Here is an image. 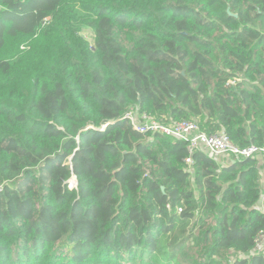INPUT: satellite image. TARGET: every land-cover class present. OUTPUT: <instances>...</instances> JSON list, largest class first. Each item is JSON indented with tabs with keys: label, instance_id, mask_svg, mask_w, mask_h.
I'll return each mask as SVG.
<instances>
[{
	"label": "trees",
	"instance_id": "16d2710c",
	"mask_svg": "<svg viewBox=\"0 0 264 264\" xmlns=\"http://www.w3.org/2000/svg\"><path fill=\"white\" fill-rule=\"evenodd\" d=\"M134 107L264 149V0H0V264H264L259 158Z\"/></svg>",
	"mask_w": 264,
	"mask_h": 264
},
{
	"label": "built area",
	"instance_id": "2783aa9c",
	"mask_svg": "<svg viewBox=\"0 0 264 264\" xmlns=\"http://www.w3.org/2000/svg\"><path fill=\"white\" fill-rule=\"evenodd\" d=\"M126 119L140 134L151 136L162 135L185 142L189 153L186 163L189 165L193 164V157L199 150L209 155L215 154L221 158L229 159L264 158V149L253 145L246 148H239L233 144L224 132L208 135L200 130L199 125L195 121L184 120L166 123L142 112L139 107L132 108L126 114ZM71 185L76 186L77 182L75 185ZM179 211L181 212L182 209ZM261 211L264 213V206L261 207ZM254 251L264 254V232L259 234Z\"/></svg>",
	"mask_w": 264,
	"mask_h": 264
},
{
	"label": "rangeland",
	"instance_id": "374dc122",
	"mask_svg": "<svg viewBox=\"0 0 264 264\" xmlns=\"http://www.w3.org/2000/svg\"><path fill=\"white\" fill-rule=\"evenodd\" d=\"M81 22L86 23L85 20H81ZM81 30H82L81 31V35L89 42V44L91 46H93L94 45V42H95V33H94V31L89 26H83V27H81ZM210 156H212L215 159H221L222 160L221 157H219V156H217L215 154H210ZM259 160L262 163H264V158L263 157H260ZM231 163H232V160L230 158V159H228L227 164H231ZM75 183H76V180L74 179V181H72L71 184L75 185ZM191 228H192V226H190L188 228V230H191ZM194 232L197 234V231H194ZM167 252H168V255H169V252L170 251H167ZM167 256L166 257H163V258H160V259L148 260L144 264H165V260H166ZM173 264H179V261L176 260V261H174Z\"/></svg>",
	"mask_w": 264,
	"mask_h": 264
},
{
	"label": "crops",
	"instance_id": "0c3cea01",
	"mask_svg": "<svg viewBox=\"0 0 264 264\" xmlns=\"http://www.w3.org/2000/svg\"><path fill=\"white\" fill-rule=\"evenodd\" d=\"M260 163L263 165V169L261 170V172H262V175H263V184H264V163H262L261 161H260Z\"/></svg>",
	"mask_w": 264,
	"mask_h": 264
},
{
	"label": "water",
	"instance_id": "95a60500",
	"mask_svg": "<svg viewBox=\"0 0 264 264\" xmlns=\"http://www.w3.org/2000/svg\"><path fill=\"white\" fill-rule=\"evenodd\" d=\"M74 179L76 180V178H73V181H74Z\"/></svg>",
	"mask_w": 264,
	"mask_h": 264
}]
</instances>
